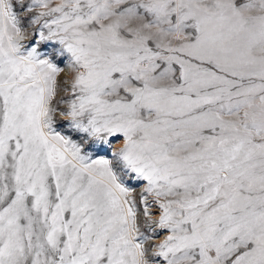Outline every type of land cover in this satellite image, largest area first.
Segmentation results:
<instances>
[{"label":"snow or ice","instance_id":"obj_1","mask_svg":"<svg viewBox=\"0 0 264 264\" xmlns=\"http://www.w3.org/2000/svg\"><path fill=\"white\" fill-rule=\"evenodd\" d=\"M0 264H264V0H0Z\"/></svg>","mask_w":264,"mask_h":264}]
</instances>
